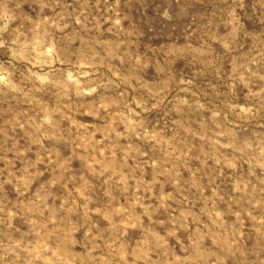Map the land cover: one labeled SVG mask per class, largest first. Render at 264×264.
<instances>
[{
  "label": "rangeland",
  "instance_id": "rangeland-1",
  "mask_svg": "<svg viewBox=\"0 0 264 264\" xmlns=\"http://www.w3.org/2000/svg\"><path fill=\"white\" fill-rule=\"evenodd\" d=\"M0 264H264V0H0Z\"/></svg>",
  "mask_w": 264,
  "mask_h": 264
}]
</instances>
